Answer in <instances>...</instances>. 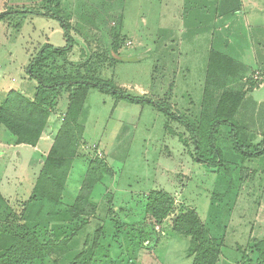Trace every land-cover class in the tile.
Masks as SVG:
<instances>
[{
    "label": "rangeland",
    "instance_id": "1",
    "mask_svg": "<svg viewBox=\"0 0 264 264\" xmlns=\"http://www.w3.org/2000/svg\"><path fill=\"white\" fill-rule=\"evenodd\" d=\"M254 7L256 16L250 15ZM59 9L72 25L75 45L68 59L58 58L48 68L65 76L80 71L111 80L132 95L165 100L197 122L209 52H223L238 63L232 76L220 79L222 86L208 83L209 110L213 112L222 92H244L237 119L248 126L254 142L262 140L264 0H60ZM8 10L26 11L0 21V88L13 87L33 99L38 82L26 71L30 59L46 43L65 46L64 30L58 19L37 13H55L49 1L0 0V13ZM252 22L260 26L247 29ZM116 34L119 55L112 51ZM71 96L67 90L55 96L47 146L55 140ZM78 122L83 136L56 207L39 209L40 203H31L21 215L19 205L29 197L47 149H0V221L15 226L22 218L36 224L43 242L52 233L60 235L58 240L70 236L67 260L58 254L32 264H64L93 245L99 226L111 234L101 238L91 264H192L189 237L173 231V215L160 224L147 219V196L154 190L174 197V213L198 212L222 244L218 264H264L254 250L264 239V154L243 159L233 148L230 126H221L217 136L229 166L221 171L196 161L186 128L152 104L91 87ZM4 133V141L11 142L12 135ZM92 164L99 167L97 173L89 172ZM81 191L86 213L76 219L70 209ZM83 219L86 225L75 232Z\"/></svg>",
    "mask_w": 264,
    "mask_h": 264
},
{
    "label": "trees",
    "instance_id": "2",
    "mask_svg": "<svg viewBox=\"0 0 264 264\" xmlns=\"http://www.w3.org/2000/svg\"><path fill=\"white\" fill-rule=\"evenodd\" d=\"M46 1L55 5V13L40 11H37V13L52 16L59 20L64 30L66 45L56 47L46 43L31 57L26 71L30 78L36 79L38 82L33 99L25 97L16 90L0 94V128H4L12 135L17 144L36 146L53 113L55 96L63 90L72 92V96L62 125L51 149L42 162V167L32 191L26 200L19 203L23 209L21 215L31 203H40L39 209L44 206L56 207L62 203L67 177L72 169L83 136L84 127L78 121L88 90L91 87L106 93H112L117 98L133 103L152 104L159 111L165 113L169 119L179 122L191 136L192 143L195 146V160L205 165H215L221 171H225L229 167L217 139L219 129L223 125L230 126L229 135L233 148L243 159L264 154V134L261 141L254 142L248 133V126L243 125L237 119V113L244 104V92H233L232 90L222 92L213 112L209 110V97L207 98L209 95L208 83L212 82L211 84L222 86L220 79L233 75L231 72L235 64L238 63L237 60L223 52L213 50L210 52L204 90L205 99H203L199 114L200 119L196 122L187 115L175 110L165 100H154L146 95H132L111 80L92 74H82L80 71L65 76L57 72V68H48V63L54 62L58 58L68 59V54L72 52L75 40L72 35V25L60 13V0ZM25 11L8 10L2 12L0 13V21L6 20L10 13ZM112 49L113 53L119 55L118 34L114 36ZM179 136L180 140L187 145L184 135L180 134ZM89 169V172L96 171L95 173H97L99 167L92 164ZM3 200L0 195V201ZM84 200L85 196L81 191L76 196L73 207L70 209V214L73 218L79 219L86 213ZM174 208L175 199L166 191L154 190L147 196L145 205L147 219L153 224H160L172 214L171 225L173 231L179 235L189 237L188 256L193 257L192 264H218L222 244L212 236L209 229L202 222L198 212L194 209H189L186 212L174 213ZM15 223L17 224L12 226L0 221V264H32L34 262H42L48 257L58 254V256L63 254V258L67 260L68 257L65 256L66 243L69 241L70 236H64L61 240H58L60 235L52 233L43 242L40 239L41 233L37 230L36 224L24 222L22 218ZM3 225L6 226L3 227ZM84 225H86V220H80L77 229L74 231L78 232ZM102 227L99 226L96 230L92 246L81 250L75 257L68 259L67 262L65 260L64 264H91L97 256L101 238L105 240V237L108 238L111 234L106 233ZM122 229L127 233L129 232L128 229L125 230V226H122ZM75 232L70 233V235L74 237ZM107 232L111 231L107 230ZM117 235L118 233L115 232V237ZM119 242L117 246L121 247ZM254 250L258 253V261L264 263V239L255 243ZM102 256H107V254Z\"/></svg>",
    "mask_w": 264,
    "mask_h": 264
},
{
    "label": "crops",
    "instance_id": "3",
    "mask_svg": "<svg viewBox=\"0 0 264 264\" xmlns=\"http://www.w3.org/2000/svg\"><path fill=\"white\" fill-rule=\"evenodd\" d=\"M252 12H250L251 14L250 15H253V16H256L257 14H258V12L255 10V7H254V9L253 10H251ZM256 11V13L255 14H253L254 12ZM252 17V16H251ZM250 17V18H251ZM254 18V19H253ZM253 18H251V19H253V21H255L256 22V19H255V17H253ZM251 19H250V21H251ZM253 24L252 25H250L249 24V26H247L246 28L248 29L249 27L250 28H253V27H256V26H260L259 24H257V23H254V22H252ZM255 24H256V26H255ZM245 28V29H246ZM257 28H259V27H257ZM259 29H262V28H259ZM198 35V39H200L199 37L201 36L200 34H197ZM210 53V52H209ZM210 55V54H209ZM208 59H209V57H208ZM10 90H16L15 88H8V89H3V90H1V88H0V94H5V93H7L8 91H10ZM17 91V90H16ZM52 117V116H51ZM50 117V118H51ZM49 121H50V119H49ZM48 124H49V122H48ZM46 129H47V127L45 128V130H44V132H43V134H42V136L40 137V139H39V141H38V144L36 145V146H32V147H34L35 149H38V150H40V147H42V148H44V149H47V152H46V155L48 154V152H49V150L51 149V147H52V145H53V143H54V141L53 142H51L50 144H49V146H47V138L45 137V132H46ZM7 132V131H6ZM9 134V133H8ZM12 137V140H11V142H7V141H4L5 139H7V136H6V133H4V129L3 128H0V149H2V150H4L5 149V147H15V148H19V146H22V145H27V144H17L16 143V140H15V138L13 137V136H11ZM10 141V140H9ZM28 146H31V145H28ZM2 147H4V148H2ZM9 148H6V149H9ZM19 153V152H18ZM20 154V153H19ZM74 164V163H73Z\"/></svg>",
    "mask_w": 264,
    "mask_h": 264
},
{
    "label": "built area",
    "instance_id": "4",
    "mask_svg": "<svg viewBox=\"0 0 264 264\" xmlns=\"http://www.w3.org/2000/svg\"><path fill=\"white\" fill-rule=\"evenodd\" d=\"M259 78L258 76H256V79Z\"/></svg>",
    "mask_w": 264,
    "mask_h": 264
}]
</instances>
